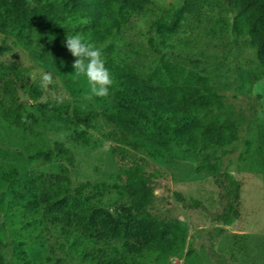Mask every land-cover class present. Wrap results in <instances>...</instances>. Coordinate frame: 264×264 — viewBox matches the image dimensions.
Here are the masks:
<instances>
[{
    "label": "trees",
    "instance_id": "16d2710c",
    "mask_svg": "<svg viewBox=\"0 0 264 264\" xmlns=\"http://www.w3.org/2000/svg\"><path fill=\"white\" fill-rule=\"evenodd\" d=\"M149 3L0 0V34L12 37L36 65L49 69L58 58L74 61L65 42L68 35L78 34L102 50L113 79L106 111L52 101L33 106L42 96L41 86L27 83L22 68L0 62V123L36 138L35 112L49 114L66 134L52 148L32 152L30 159L40 166L55 152L70 165L64 145L91 144L89 131L102 118L117 133L138 137L163 155L191 166L196 175L210 179L215 209L169 188L157 175L138 166H121L107 180L97 178L75 186L65 168L57 176L40 174L25 186L37 200L32 208L11 200L9 209L16 215L26 213L23 223L42 222L55 236L57 247L76 264H165L173 257H180L182 264H239L233 248L221 243L243 218V180L229 170L230 161L223 165L228 147L240 142L239 124L229 113L232 106L226 95L211 87L207 78L164 55L192 53L203 39L241 40L255 57L256 80L264 82V0H179L165 16L149 23L143 41L133 30V22ZM188 23L194 34L178 39ZM125 35H131L133 43L123 44ZM127 47L131 56L119 51ZM20 93L34 110L27 119ZM260 114L264 116V112ZM256 137L254 149L251 138L243 140L242 161L259 155V134ZM121 148L122 153L136 156ZM207 149L218 154L211 161H201ZM6 179L12 181L9 176ZM157 195L182 213H199L207 227L189 233L183 221L149 214L147 206ZM7 245V232L0 223V264H5ZM16 264L28 263L23 259Z\"/></svg>",
    "mask_w": 264,
    "mask_h": 264
},
{
    "label": "rangeland",
    "instance_id": "374dc122",
    "mask_svg": "<svg viewBox=\"0 0 264 264\" xmlns=\"http://www.w3.org/2000/svg\"><path fill=\"white\" fill-rule=\"evenodd\" d=\"M178 5L179 0H150L145 13L133 22V30L141 35L139 39H146V31L151 21L165 16L170 9ZM190 25L188 23L184 27L178 34V39L185 40L194 34L189 30ZM123 40V44L133 43L131 35H125ZM119 51L121 54L130 55L128 47ZM0 53V62L13 63L22 68L27 83H37L41 86L42 96L33 106L39 102L52 101L84 110H107V97L86 98V80L83 77H74L73 60L58 58L51 68L40 67L16 45L12 37L1 34ZM164 56L167 60L207 78L209 85L220 94L226 95L232 106L229 113L239 124L241 138L239 143L228 147L229 154L223 158V165L230 161L229 170L238 179L243 180L240 194L242 221L246 224L247 236L235 232H230L229 235H239L231 236L232 248L239 264H245L247 257H251V251L254 255L258 253V258H264L258 252L264 246V116L260 114L264 112V82L256 80L253 52L247 43L241 40L234 42L231 38L221 41L203 39L201 46L192 53L167 52ZM44 73L53 75L52 82L46 87L42 86ZM19 101L27 119L32 111L34 113L31 102L21 93ZM35 115L38 121L36 138H31L4 122L0 123V223L4 225L8 238V245L3 253L5 264H16L23 259L28 264H76L57 247L55 236L45 229L42 222L23 223L22 216L26 213L16 215L9 209L11 200H16L19 206L32 208L31 204L37 200L26 192L25 186L37 175L57 176L61 175L62 168H65L71 186H75L97 178L107 180V175L115 174L121 166H141L157 175L171 189H177L196 199L203 193L205 195L202 187L207 181L196 175L191 166L163 155L161 151L138 137H126L117 133L107 127L102 118H99L94 128L89 131L91 144L64 145L70 157V165L52 152L48 162L35 166V162L30 159L32 152L52 148L53 144L62 142L66 134V131L50 120L49 114L42 116L35 112ZM256 134H259L260 139L259 155L244 162L240 158L245 151L243 140L251 138L254 149ZM121 147L138 157L127 152L122 153ZM217 154L218 151L207 149L202 153L201 161H211ZM130 156L132 159H127ZM7 176L11 178V182L6 179ZM207 197L209 198V195ZM208 198L205 202L199 200L214 210L212 205H208ZM146 210L153 216L183 221L189 233L207 227L206 219L199 213H182L174 205L167 206L161 195H157ZM239 226L233 231H238ZM250 236H253L251 240ZM165 264H182V259L173 257Z\"/></svg>",
    "mask_w": 264,
    "mask_h": 264
},
{
    "label": "clouds",
    "instance_id": "9594fccd",
    "mask_svg": "<svg viewBox=\"0 0 264 264\" xmlns=\"http://www.w3.org/2000/svg\"><path fill=\"white\" fill-rule=\"evenodd\" d=\"M65 47L71 56L75 58L72 64L74 77H83L86 80V98L108 97L113 79L105 66L102 50L87 42L82 35L78 34L68 35ZM52 79L53 75L51 73H44L42 75V86L46 87L52 82Z\"/></svg>",
    "mask_w": 264,
    "mask_h": 264
},
{
    "label": "crops",
    "instance_id": "0c3cea01",
    "mask_svg": "<svg viewBox=\"0 0 264 264\" xmlns=\"http://www.w3.org/2000/svg\"><path fill=\"white\" fill-rule=\"evenodd\" d=\"M138 167H141V166H138ZM199 177L200 178H203V179H205L207 181V184L202 187L205 190V195L203 193L202 196L201 195L199 196V199H202V201L205 202V201H207L206 199L208 198L207 196L209 195V198H208V202L207 203H208V205H212L215 208L216 207V195L214 194L215 193V189H214V187H213L210 179H208L206 177H203V176H199ZM230 232H232V233L235 232L236 234L238 233L239 235L240 234H245L246 235V233H247L246 232V224L244 223V221H242L240 223V226H239V230L238 231H229L228 234L221 240V243L224 246H228V247L232 248L231 236L232 237H236V236H239V235H234V234H233L234 236L233 235H229ZM252 237L253 236H250L249 237L250 238L249 240H251ZM258 252H259L260 255L262 254L264 256V246H262V248ZM252 253H254V252L253 251L249 252V254L251 255V257H249V256L247 257V261L245 262V264H264V258H261V257L258 258L256 256V255H258V253H256L255 255L252 254Z\"/></svg>",
    "mask_w": 264,
    "mask_h": 264
}]
</instances>
